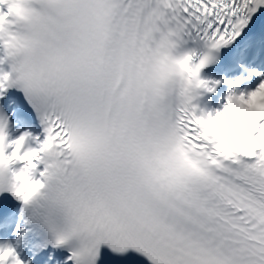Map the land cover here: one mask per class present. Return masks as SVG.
I'll use <instances>...</instances> for the list:
<instances>
[{
	"label": "snow or ice",
	"instance_id": "snow-or-ice-1",
	"mask_svg": "<svg viewBox=\"0 0 264 264\" xmlns=\"http://www.w3.org/2000/svg\"><path fill=\"white\" fill-rule=\"evenodd\" d=\"M261 8L264 0H0V66L10 67H0V95L21 88L43 126L42 140L9 141L0 121V192L27 202L32 187L45 189L76 238L74 264H95L102 244L151 264H264V79L213 116L193 104L206 82L176 72L190 61L199 74ZM189 42L207 52L182 51ZM25 140L30 177L13 168ZM0 264L22 261L3 247Z\"/></svg>",
	"mask_w": 264,
	"mask_h": 264
},
{
	"label": "clouds",
	"instance_id": "clouds-1",
	"mask_svg": "<svg viewBox=\"0 0 264 264\" xmlns=\"http://www.w3.org/2000/svg\"><path fill=\"white\" fill-rule=\"evenodd\" d=\"M6 62L7 61L5 60V63ZM176 72L178 78L184 81H186L189 76H191L193 79L200 78V73L197 74L194 70H192L190 61L183 66L178 65ZM26 145L27 140H25L24 144H22L17 151L24 157V159L19 162V164L22 165L20 169L24 170L28 174V177H30L33 172L31 162L34 156L28 154ZM6 171L7 170L5 169V172ZM9 179L16 183L15 178L10 177ZM18 184L24 189V192H28L29 188L31 187L28 184V179L25 177H21ZM21 195H23V193ZM45 196V189L32 187V191L28 196L27 202H25L24 199H20L15 196H13V198L22 204V211L25 215L29 216L30 222H35L42 229L46 230L48 235L55 243L57 239L60 238H62L64 241L62 245H70L74 241L76 242V238L70 234L67 226L61 224L59 219L51 213L46 204ZM97 259H99V255L97 256Z\"/></svg>",
	"mask_w": 264,
	"mask_h": 264
},
{
	"label": "bare ground",
	"instance_id": "bare-ground-1",
	"mask_svg": "<svg viewBox=\"0 0 264 264\" xmlns=\"http://www.w3.org/2000/svg\"><path fill=\"white\" fill-rule=\"evenodd\" d=\"M204 114H209L208 112H205Z\"/></svg>",
	"mask_w": 264,
	"mask_h": 264
}]
</instances>
